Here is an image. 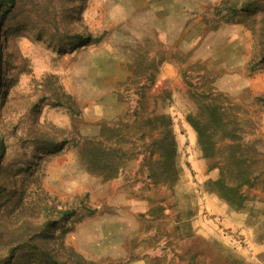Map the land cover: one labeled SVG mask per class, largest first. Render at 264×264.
Segmentation results:
<instances>
[{
  "label": "rangeland",
  "instance_id": "1",
  "mask_svg": "<svg viewBox=\"0 0 264 264\" xmlns=\"http://www.w3.org/2000/svg\"><path fill=\"white\" fill-rule=\"evenodd\" d=\"M16 3L0 11V174L34 204L72 213L64 246L93 264H264V0ZM208 103L222 109L253 177L238 210L204 190L217 174L189 118L205 116ZM153 114L172 122V188L152 184L143 167L150 138L139 123ZM86 141L119 151L113 178L86 170ZM113 181L147 204L121 228L108 224L123 208L108 203ZM90 229L115 235L116 255L88 242L83 254Z\"/></svg>",
  "mask_w": 264,
  "mask_h": 264
},
{
  "label": "trees",
  "instance_id": "2",
  "mask_svg": "<svg viewBox=\"0 0 264 264\" xmlns=\"http://www.w3.org/2000/svg\"><path fill=\"white\" fill-rule=\"evenodd\" d=\"M16 1L0 0V11L5 8L11 14ZM233 10L235 8L231 7ZM76 38V41L82 40L80 36ZM2 64L3 59L0 57ZM62 95L69 98L63 91ZM203 100L206 101L207 97ZM203 110H206L203 111L205 116L189 118V124L197 135V143L202 158L207 162L208 172L215 171L217 174L216 178H208L204 182V190L238 210L244 201L241 190L253 186L252 174L247 172L248 166L242 160L243 147L236 141L235 131L231 133L225 129L222 123L224 113L218 105L208 103ZM200 118L204 120L203 123L199 121ZM139 125L150 138L143 161L148 179L154 185L172 188L179 180L180 170L170 118L163 114H153L142 118ZM36 137L42 138L41 134ZM226 140L230 144L225 145ZM0 149H4L1 143ZM118 154L119 151L115 149L97 146L91 141L84 142L81 148V159L86 170L102 175L104 180L116 175L120 166ZM1 180L6 187L3 204L0 205V264H68L69 259L74 264H93L63 244V222L72 216L71 212L58 211L42 202L36 205L23 188L19 191L16 181L7 183L8 179H2L0 174ZM222 260L224 264H234L227 258Z\"/></svg>",
  "mask_w": 264,
  "mask_h": 264
},
{
  "label": "crops",
  "instance_id": "3",
  "mask_svg": "<svg viewBox=\"0 0 264 264\" xmlns=\"http://www.w3.org/2000/svg\"><path fill=\"white\" fill-rule=\"evenodd\" d=\"M118 185L119 183L117 184L114 181L110 183L109 186L115 190L113 194L114 199L112 201H109L108 203L111 204L113 208H119L121 205H123L122 206L123 208L121 210L120 209L118 210L119 216L121 217H115L114 219H117V220L109 221L110 223L108 224L110 228L116 227V226L121 228L122 224H124V222L126 221H129L130 224H132L135 221V218L140 213H143L147 207V204L143 201L138 200V198H126L122 190L116 188ZM122 220H125V221L122 223ZM93 226H96V223ZM97 233L98 231H96L94 235V231L92 229H90L89 234H87V232H81V239L77 245L79 249L81 250V252L83 254L88 253L83 246L86 242H88L86 243V246L91 247V248L95 247L96 251L107 248L108 249L106 250L107 252L112 250L114 252V255H116V250H118L119 248H118V245L117 246L114 245L116 242V238L114 237L115 235L114 236L111 235L110 237H107L105 240L103 237H100L99 235H97ZM117 240H119V238ZM110 241L114 243L108 244ZM99 242H102L101 245H99L100 244ZM104 242H106L107 245L104 244ZM110 245L111 247L109 250Z\"/></svg>",
  "mask_w": 264,
  "mask_h": 264
}]
</instances>
